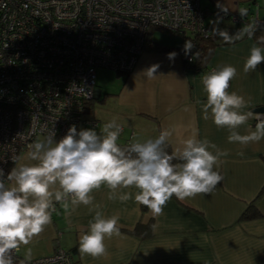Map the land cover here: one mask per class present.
<instances>
[{
    "label": "crops",
    "instance_id": "crops-1",
    "mask_svg": "<svg viewBox=\"0 0 264 264\" xmlns=\"http://www.w3.org/2000/svg\"><path fill=\"white\" fill-rule=\"evenodd\" d=\"M200 6L205 12L204 25L212 34L216 28L235 35L249 27V21L254 23L256 18L264 21V0H200ZM219 8L235 18L214 14ZM241 9L246 10V15L240 14ZM182 34L193 35L186 30L180 33L179 46L166 47L181 48ZM213 36L216 44L208 68L202 72L188 66L181 51L145 49L127 74L114 70L115 77L121 80L118 87L102 86L103 81L97 80L96 75V94L85 117L96 120L97 125H80L77 131L94 129L102 135L104 124L115 119L122 127L117 142L131 144L155 139L167 129L173 132L168 143L172 153L184 139L196 133L198 139H207L228 152L220 157L215 169L223 176L216 189L209 195L182 201L173 197L163 214L155 217L135 202L138 191L135 188L118 191V195L130 192L133 196L123 203L109 199L110 190L106 186L94 190V201L89 206L73 208L69 197L67 210L62 203H56L52 223L28 245L15 250L21 261H32L63 249L70 253L72 264H264V139L246 146L230 143L228 129L217 127L211 118L205 120L202 112V104L206 102L202 78L225 65L237 69L228 91H235L249 101L242 111L257 113L254 109L264 106V62L254 72L243 70L251 48H264V42L260 44L246 33L232 43ZM261 39L264 40V27ZM172 52L177 55L169 59ZM154 64L159 65L157 76L148 79L143 72ZM254 121L249 119L239 132L247 134L249 128L254 130ZM30 150L18 154L11 169L20 163H34L27 159ZM250 204H254L259 216L240 219ZM95 211L105 217L118 216L120 227L119 236L106 239L107 254L99 258L79 252V237L88 230ZM147 224L151 225L150 230L145 227Z\"/></svg>",
    "mask_w": 264,
    "mask_h": 264
},
{
    "label": "clouds",
    "instance_id": "clouds-1",
    "mask_svg": "<svg viewBox=\"0 0 264 264\" xmlns=\"http://www.w3.org/2000/svg\"><path fill=\"white\" fill-rule=\"evenodd\" d=\"M240 14L246 15V10L241 9ZM244 33L251 38L254 29L249 26L235 35L213 29V35L225 43L240 39ZM193 47L189 40L186 41L185 54ZM176 55L169 53L168 58L174 59ZM262 62L264 48L253 46L243 70L254 72ZM158 68L159 65L154 64L144 70L143 75L154 79ZM236 76L237 69L231 65L203 76L206 102L202 104V112L205 120L211 118L217 127L228 129L230 143L246 146L264 139V113L242 111L249 101L235 91H228ZM249 119L256 121L254 130L249 128L247 134H241L239 129ZM121 132L122 127L115 119L104 124L102 135L94 129L78 132L72 126L57 141L52 131L44 140L29 145L27 159L34 163L14 166L6 179L0 168V264H14L13 251L28 245L52 223L56 203H62L67 210L69 197L73 208L89 206L94 201V190L106 186L110 190L108 198L123 203L133 196L130 192L118 195V191L135 188L138 190L135 202L155 217L163 214L173 197L182 201L200 194L209 195L223 180L215 169L219 167L220 157L227 156L228 152L207 139H198L196 133L169 154L165 147L173 135L170 130L161 131L155 139L134 142L127 147L117 143ZM174 160L180 163H173ZM119 235V217H105L102 212L95 211L88 230L79 237V252L93 258L105 256L106 239Z\"/></svg>",
    "mask_w": 264,
    "mask_h": 264
},
{
    "label": "built area",
    "instance_id": "built-area-1",
    "mask_svg": "<svg viewBox=\"0 0 264 264\" xmlns=\"http://www.w3.org/2000/svg\"><path fill=\"white\" fill-rule=\"evenodd\" d=\"M214 14L227 17L220 8ZM204 17L200 0H0L4 178L38 137L54 131L55 140L61 139L72 126L97 125L85 117L96 94L97 68L128 73L150 28L206 35ZM254 24L264 21L256 18ZM184 57L191 61L189 54ZM31 264H72V259L56 249Z\"/></svg>",
    "mask_w": 264,
    "mask_h": 264
},
{
    "label": "trees",
    "instance_id": "trees-1",
    "mask_svg": "<svg viewBox=\"0 0 264 264\" xmlns=\"http://www.w3.org/2000/svg\"><path fill=\"white\" fill-rule=\"evenodd\" d=\"M232 16L231 13L227 12V18H230ZM249 26H251L254 29V34L253 37L257 38L258 43L262 44V39H261V27H264V25H255L254 23L249 21ZM193 33V32H192ZM215 37L212 34V31L209 29V32L206 35H202L200 33H193V35L186 37L184 34H182V42L184 44L186 41H190L194 47L187 53L191 56V61H188L185 58V63L193 67L194 70L197 72H202L208 64V61L210 59V56L212 54L213 47L215 46ZM157 50V51H164V50H178L181 51L185 54V49L184 47L181 48H176V47H166L158 42H155L151 40L150 38V32H147V36L145 38L144 45L142 47V50ZM208 68V67H207ZM121 73V72H118ZM121 74H127V73H121ZM91 100L87 103L86 109H88V105L90 104ZM59 141L60 139H56ZM118 145L122 147H127L130 145V143H121L117 142ZM165 150L169 153L172 154V150L169 144L166 145ZM178 160H174L173 163H178ZM13 164V163H12ZM12 166V165H11ZM10 166V170H11ZM145 208L144 206H142ZM259 216V213L257 209L255 208L254 204H250L241 214L240 219H249V218H255ZM145 227L150 230L151 225L147 224ZM13 256V261L14 264H20L21 259L16 254H12ZM23 264H31V261H24Z\"/></svg>",
    "mask_w": 264,
    "mask_h": 264
},
{
    "label": "rangeland",
    "instance_id": "rangeland-1",
    "mask_svg": "<svg viewBox=\"0 0 264 264\" xmlns=\"http://www.w3.org/2000/svg\"><path fill=\"white\" fill-rule=\"evenodd\" d=\"M150 38L151 40L158 42L163 46H179L181 41V35L176 33H168L160 28H150ZM116 72L111 69L97 68V80L103 81L100 83L102 86L107 85L108 87H118L121 80L118 77H115ZM122 77L123 76H119ZM121 79V78H120ZM40 140V139H38ZM20 264H23V260Z\"/></svg>",
    "mask_w": 264,
    "mask_h": 264
},
{
    "label": "water",
    "instance_id": "water-1",
    "mask_svg": "<svg viewBox=\"0 0 264 264\" xmlns=\"http://www.w3.org/2000/svg\"><path fill=\"white\" fill-rule=\"evenodd\" d=\"M254 111L257 112V113L264 112V106L257 107V108L254 109Z\"/></svg>",
    "mask_w": 264,
    "mask_h": 264
}]
</instances>
